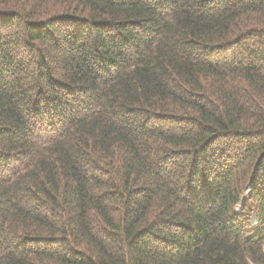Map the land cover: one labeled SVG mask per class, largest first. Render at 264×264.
I'll return each mask as SVG.
<instances>
[{"label": "trees", "instance_id": "obj_1", "mask_svg": "<svg viewBox=\"0 0 264 264\" xmlns=\"http://www.w3.org/2000/svg\"><path fill=\"white\" fill-rule=\"evenodd\" d=\"M0 264H264V0H0Z\"/></svg>", "mask_w": 264, "mask_h": 264}, {"label": "rangeland", "instance_id": "obj_2", "mask_svg": "<svg viewBox=\"0 0 264 264\" xmlns=\"http://www.w3.org/2000/svg\"><path fill=\"white\" fill-rule=\"evenodd\" d=\"M254 221H256V220L254 219Z\"/></svg>", "mask_w": 264, "mask_h": 264}]
</instances>
